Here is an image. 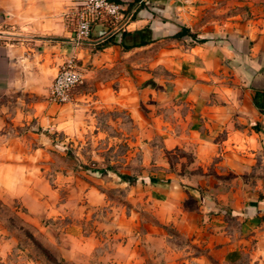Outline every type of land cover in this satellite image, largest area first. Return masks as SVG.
Masks as SVG:
<instances>
[{
  "label": "crops",
  "instance_id": "obj_1",
  "mask_svg": "<svg viewBox=\"0 0 264 264\" xmlns=\"http://www.w3.org/2000/svg\"><path fill=\"white\" fill-rule=\"evenodd\" d=\"M79 1L0 0V110H42L68 133L112 110L167 133L161 146H189L196 174L148 177L157 224L201 252L196 264H264V0H108L118 16L76 39ZM70 59L77 91L38 103Z\"/></svg>",
  "mask_w": 264,
  "mask_h": 264
},
{
  "label": "rangeland",
  "instance_id": "obj_2",
  "mask_svg": "<svg viewBox=\"0 0 264 264\" xmlns=\"http://www.w3.org/2000/svg\"><path fill=\"white\" fill-rule=\"evenodd\" d=\"M48 88L38 103L51 102ZM41 111L0 110L1 180L21 189L0 190V264H196L190 258L201 252L171 224H157L143 189L160 169L196 174L189 146L165 149L167 133L144 135L117 111L87 117L80 133L52 127Z\"/></svg>",
  "mask_w": 264,
  "mask_h": 264
},
{
  "label": "built area",
  "instance_id": "obj_3",
  "mask_svg": "<svg viewBox=\"0 0 264 264\" xmlns=\"http://www.w3.org/2000/svg\"><path fill=\"white\" fill-rule=\"evenodd\" d=\"M121 4L108 0H80L75 14L74 37L86 39L96 24L115 19ZM82 80L81 73L73 69L70 61L60 65L48 88V99L54 103L68 99L70 90Z\"/></svg>",
  "mask_w": 264,
  "mask_h": 264
},
{
  "label": "trees",
  "instance_id": "obj_4",
  "mask_svg": "<svg viewBox=\"0 0 264 264\" xmlns=\"http://www.w3.org/2000/svg\"><path fill=\"white\" fill-rule=\"evenodd\" d=\"M186 30H184V29H181V31L179 32V33H177V34H175V36H179L180 34H182V33H187V32H185ZM190 35V34H189ZM132 45H125V46H123V48H129V47H131Z\"/></svg>",
  "mask_w": 264,
  "mask_h": 264
},
{
  "label": "water",
  "instance_id": "obj_5",
  "mask_svg": "<svg viewBox=\"0 0 264 264\" xmlns=\"http://www.w3.org/2000/svg\"><path fill=\"white\" fill-rule=\"evenodd\" d=\"M57 39H60V38H57Z\"/></svg>",
  "mask_w": 264,
  "mask_h": 264
}]
</instances>
